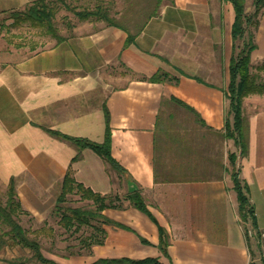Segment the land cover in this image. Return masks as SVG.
<instances>
[{
  "label": "crops",
  "instance_id": "1",
  "mask_svg": "<svg viewBox=\"0 0 264 264\" xmlns=\"http://www.w3.org/2000/svg\"><path fill=\"white\" fill-rule=\"evenodd\" d=\"M8 1L0 0V162L8 183L16 179L22 208L39 210L57 201L70 166L76 182L122 196L116 172L99 155L85 148L72 162L77 147L46 131L101 141L106 105L111 152L127 181L119 178L125 191L122 206L102 213L126 228L103 224L104 242L91 246L86 264L121 257H152L163 264H250L264 232V88L242 99L246 152L239 157L240 175L255 214V226L247 225L253 235H246L226 172L232 3L166 0L126 44V33L118 35L112 25L97 21L85 32L92 22H58L59 7V37L35 33L36 28L15 23L9 13L21 6L19 0ZM245 7L252 12L253 0H245ZM254 35L251 65L257 67L264 63V8ZM158 71L178 81H150ZM253 72L264 79V70ZM102 114L104 121H92ZM132 187L142 190L148 208L168 231L167 253L158 247V225L125 199Z\"/></svg>",
  "mask_w": 264,
  "mask_h": 264
},
{
  "label": "trees",
  "instance_id": "2",
  "mask_svg": "<svg viewBox=\"0 0 264 264\" xmlns=\"http://www.w3.org/2000/svg\"><path fill=\"white\" fill-rule=\"evenodd\" d=\"M62 1V0H61ZM231 2L235 18L232 26V37L234 41L233 50L234 55L231 58L229 73L230 82L226 90V114L224 123V133L229 144L228 149V166L226 172L233 182V189L236 192L238 202V214L244 225L246 235H248V222L255 226L254 208L250 203L246 193V187L241 179V167L239 165V157L246 152V144L244 131L242 126V99L245 95L254 90H263V85H256L254 76L251 73V53L256 48L254 30L259 25V17L264 8V0H253L254 10L246 13L245 0H224ZM55 10L49 6L47 0H34L33 3L25 7L22 11H13L15 22H30L32 26L42 27L44 32L49 35H57V29L54 25L53 16ZM158 13L150 15L156 16ZM77 15L87 20L89 18L105 19L109 25H119L110 18L105 11L97 9H84L77 13ZM253 28V31H250ZM141 30V29H140ZM248 35L247 39L245 35ZM134 39L133 35H129L126 39V44H129ZM244 39L241 46H237V42ZM239 48V49H238ZM259 67V70L264 69V63ZM152 82L164 81H178V77L172 76L170 73L158 71L149 78ZM177 103L187 107L195 112L194 108L185 102L173 97ZM104 115L106 130L102 141H94L84 137L72 136L54 129H46L48 133L60 139L66 140L78 149V152L73 157L72 162L79 160L82 157L81 151L85 148L93 150L99 155L107 165L108 170L116 172L117 174H124L125 169L116 161L111 152V127H110V111L104 105ZM231 144V145H230ZM234 147V149H232ZM79 195L80 200L92 201L90 208H82L79 206L66 207L64 205L69 195ZM125 199L142 212L146 213L159 228V244L158 247L163 253H167V248L170 244V235L166 228L161 226L155 216L148 208L142 190L138 187H132L126 194ZM122 206V198L119 195L101 194L93 191L89 187H85L82 183L76 182L72 174L71 166L63 177L61 184V191L56 201V211L59 213L60 222L66 228L74 226L88 225L96 228L100 232V237L97 234H90L86 237L84 242L91 247L94 244H101L105 239V230L103 224H114L123 228L126 226L117 223L107 218L102 212L106 208H118ZM23 212L21 202L18 198L16 189V179L11 177L8 183L7 199L0 200V220L3 224L8 226L6 235L11 241V245H19L27 248L33 253L42 264H61L53 259L46 257L42 252V245L40 242L31 238L24 226L19 220L20 214ZM143 243H148L144 238H141ZM7 264H31L28 260L23 258L10 259ZM89 264H163L157 258L147 257L143 259H132L128 257L121 258H99Z\"/></svg>",
  "mask_w": 264,
  "mask_h": 264
},
{
  "label": "rangeland",
  "instance_id": "3",
  "mask_svg": "<svg viewBox=\"0 0 264 264\" xmlns=\"http://www.w3.org/2000/svg\"><path fill=\"white\" fill-rule=\"evenodd\" d=\"M9 1L15 2V0ZM33 1L34 0H19L18 3L21 6L17 7V9L14 11H22L25 7L33 3ZM47 2L49 3V6L55 10L53 20L56 29H58L56 21L58 17L60 18L58 22H61L62 24H64L65 21H70L71 23H77L80 21L92 22L91 24H86L84 26L83 31L85 32H90L92 27H94L95 22L97 21L101 25H109L105 19H96L92 17L87 20H83L77 15L79 11L84 9L93 10L99 8L100 10L105 11L107 15L110 18L114 19V21L119 25V27L115 26V28L117 27V32H119L118 35H121V33L124 32L126 33L127 37L129 35H133L135 37L140 32V29H142V27L145 25L147 20L150 18V15L154 12L158 13L161 6L164 2H166V0H47ZM57 7H59L60 10H63L61 12L62 15H59L58 17ZM9 13L15 19L13 11H10ZM66 17H70V19ZM15 23L19 24L23 22L16 21ZM27 23L31 25L30 22ZM32 27L36 28L33 29L35 33H42L44 35L46 34L42 27ZM250 31H253V28ZM247 38L248 35L246 34L244 39ZM244 39H240L237 42V46H241ZM76 50L80 52L81 47H77ZM90 51L91 53L97 55L99 59L102 58L98 54L97 48L92 47ZM258 66L260 65H257V67L251 66V72H253L254 69L259 70ZM252 75L254 76L256 85L264 84V79L260 77L259 74L253 72ZM260 78L261 80H259ZM101 91V88L98 89V96H96L97 101H99L102 97ZM92 121H104L103 114L99 119L92 117ZM98 129L99 123L96 122L95 133H98ZM232 149H234V147H232ZM7 177L8 175L2 169V164L0 162V200L4 202L7 199ZM120 177L123 178L124 184L126 183L127 178L124 174L119 173L117 174V177L115 176L117 189L119 193L122 194L121 197H123L125 195V191H122V186L119 179ZM123 181L121 180L122 183ZM59 193L56 194V198ZM55 205L56 201H52L47 203L45 208H41L39 210L35 209L33 205L30 208H26L25 206H23V208L27 209V213H21L19 216V220L24 226L28 235L40 242V244L42 245V252L46 257L53 259L61 264H86L90 259L89 251L91 250V247H89L84 241L87 240L86 237L92 233L97 234L100 237V232L97 231L96 228L88 225L66 228L60 222V216L56 211ZM64 205H66V207L79 206L82 208H90V206H92V201L80 200L79 195L71 194L68 196V199ZM8 229V226L3 224L0 220V264H7L8 260L16 258L26 259L31 264H42L33 257V253L29 249L23 248L19 245H11V241L6 235V231ZM258 250L259 246L253 248V251L255 253L254 256L258 255Z\"/></svg>",
  "mask_w": 264,
  "mask_h": 264
},
{
  "label": "built area",
  "instance_id": "4",
  "mask_svg": "<svg viewBox=\"0 0 264 264\" xmlns=\"http://www.w3.org/2000/svg\"><path fill=\"white\" fill-rule=\"evenodd\" d=\"M249 234L253 235L252 230H249ZM250 264H264V232L260 234L259 253L256 257L251 259Z\"/></svg>",
  "mask_w": 264,
  "mask_h": 264
}]
</instances>
